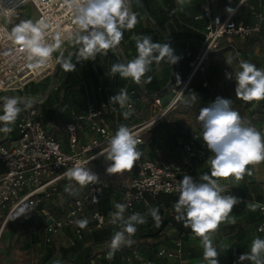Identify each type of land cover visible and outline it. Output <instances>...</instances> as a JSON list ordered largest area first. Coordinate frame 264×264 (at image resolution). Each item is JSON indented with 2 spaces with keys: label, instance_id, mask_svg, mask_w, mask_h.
Masks as SVG:
<instances>
[{
  "label": "built area",
  "instance_id": "obj_1",
  "mask_svg": "<svg viewBox=\"0 0 264 264\" xmlns=\"http://www.w3.org/2000/svg\"><path fill=\"white\" fill-rule=\"evenodd\" d=\"M201 2L204 14L202 19L206 22L204 40L196 49L195 56L190 50L185 51V57L190 63L186 79L170 86L167 100L139 96L135 89L126 87L135 109V119L140 118L138 111L141 107L150 111L148 119L129 127L140 141L137 147H144L145 133L158 127L177 108L194 78L206 73L210 56L223 48L224 41L242 43L264 33V7L258 8L250 0ZM222 2L234 9V12L219 14L217 8ZM27 6L32 8L30 11L34 14V21L45 19L49 24L45 35L48 42H53L57 31L65 34L61 50L53 53L49 64L40 69L29 67L19 46L10 38L11 29L7 20L18 24L21 20L29 19L24 16L23 11ZM243 6L249 11L250 22L237 18ZM130 8L133 11L132 3ZM76 27L74 11L65 0H0V97L23 91L28 85L40 84L52 77L60 65L57 60L61 52L65 56L69 44L73 43L67 34L74 32ZM206 86L207 83L204 84ZM97 94L98 101H88L86 110L74 113L69 122H46L40 107L28 106L19 119L18 138L10 139L7 134L1 138L0 166L3 171H0V209L9 212L3 228L12 214L26 207V212L34 213L28 229L31 237L40 236L44 244H50L63 231L71 230L75 238L81 239L86 228H79L74 221L88 215L91 222L95 223V228L99 229L111 219L109 214L103 215L97 210L105 192L121 194V203L130 205L126 211L132 212L138 205L142 209L151 208V200L159 195L179 197L177 187L184 175L199 180L198 166L208 160L210 150L199 138L202 133L192 132L188 138L179 140V159L160 160L140 151L142 155L133 166L134 177L129 188L123 193L113 189L93 167V163L107 153L108 140L118 129L112 120V114L117 116L118 112L126 109L110 103L109 96L112 93L109 86H99ZM255 128L264 134V124ZM61 129L66 134L67 146L56 135ZM75 166L88 168L99 177V182L82 187L75 181L68 180L63 173ZM232 178L219 182L226 188L225 194L238 197ZM66 188L69 191H65ZM74 192L77 194L73 195ZM94 197L97 202H93ZM50 204L58 206L60 216L53 214ZM256 206L264 217V201ZM255 233H264V219ZM173 243L171 248L160 247L156 260L146 258L139 250L134 249L122 257L120 264H161L164 260L174 264H189L184 256L183 242L179 239ZM107 254V250L99 252L97 260L111 264Z\"/></svg>",
  "mask_w": 264,
  "mask_h": 264
},
{
  "label": "clouds",
  "instance_id": "obj_2",
  "mask_svg": "<svg viewBox=\"0 0 264 264\" xmlns=\"http://www.w3.org/2000/svg\"><path fill=\"white\" fill-rule=\"evenodd\" d=\"M74 11V23L77 26L68 37L75 45H79L77 59L84 61L95 60L97 54H107L110 49L116 48L122 41L125 30H132L138 23L137 14L130 8L132 0H65ZM139 4L141 0H136ZM190 0H177L183 6ZM176 9L173 10L175 12ZM229 13L234 9L228 8ZM49 24L45 19L21 20L11 30L12 41L19 46L29 67L40 69L46 67L53 57V53L61 50L64 43V33L57 31L53 42L45 38ZM137 55L126 63H115L111 66V74H119L122 79H131L136 84L150 83L153 63L167 60L172 65L180 59L174 55L169 43L154 42L150 36H133ZM57 63L66 71L72 72L76 65L72 62V54L67 57L59 56ZM239 69L234 74L226 73L228 79L236 82L235 95L245 102L264 101V68H258L248 61H240ZM146 78V79H145ZM131 97L127 89H121L118 94L110 97V103L120 106L125 119L131 117L135 111L131 104ZM2 114H0V132L10 133L22 109L21 103L15 97H3ZM232 100L217 97L208 106L202 107L198 120L202 125V139L212 155L207 164L210 175L205 173L199 180L184 175L179 181L177 191L179 198L174 204L177 222H183L185 228L200 239L203 248V259L207 264H219V253L214 246L213 237L219 231L222 223L235 224L236 218L231 215L239 198L225 194L220 180L233 177L236 181L251 175L249 165L264 162V134L240 116L232 108ZM140 141L132 134L127 125L121 124L114 135L108 140L107 157L110 165L108 174L121 173L131 170L142 153L138 150ZM64 176L84 187L99 182V177L83 166L68 169ZM65 191H69L68 188ZM93 202H97L93 198ZM130 205L115 203V211L109 213L110 224L118 226L110 242L108 259H112L122 246H131V237L137 232V225L147 223L146 217H151L156 226L161 224V215L158 207H151L146 213H133L125 216ZM247 208L256 211L255 204H248ZM28 213V212H27ZM26 207L20 208L17 217L26 215ZM15 218V219H16ZM14 219V220H15ZM74 223L81 229L87 227V219H79ZM241 262L250 261L251 264H264V239L256 237L252 240L250 251L239 257ZM59 264V262H57Z\"/></svg>",
  "mask_w": 264,
  "mask_h": 264
},
{
  "label": "trees",
  "instance_id": "obj_3",
  "mask_svg": "<svg viewBox=\"0 0 264 264\" xmlns=\"http://www.w3.org/2000/svg\"><path fill=\"white\" fill-rule=\"evenodd\" d=\"M156 0H141V3H137L136 0H133L132 7L133 11H139L141 12L142 9H147L150 5H153ZM170 1V2H169ZM163 3L165 5L164 8H159L157 11L149 12L148 19L150 25L153 24L156 26V28H160L161 30L154 31L153 29H146L144 31V35L150 36L154 42H160L162 39L166 43H169V45L177 42H181L182 40H187L186 35L185 37H179L177 34L178 32H182L185 29H187V26H192L193 28H196L198 30H203V36L201 34H198L195 32L194 36L196 35L198 38L195 40V42L201 43L204 40V29L206 26V23H204L203 20H196L195 18L197 16L201 15V12L198 10L193 12H188L187 10H183L178 13H172V8L174 7L172 0H163ZM170 3V4H168ZM169 5V9H167V6ZM171 5V6H170ZM264 5V2H263ZM148 10V9H147ZM150 16V17H149ZM180 21V22H179ZM171 22L176 23L175 27H178V32L174 30V25L172 26ZM168 23V24H167ZM167 25V27H165ZM169 30L175 37L174 40H170V38L166 35L165 30ZM138 35V33H137ZM192 36V33H190V37ZM130 39V32L128 30H125L123 39L121 43L119 44L123 50L128 49V44L126 42ZM133 44V43H132ZM132 44L130 42V46L132 47ZM222 49L219 50L216 53L217 54L224 50H231L238 53L244 54V61L251 62L255 64L258 68L263 66L262 62H260L259 58L257 56H254V50L258 47L260 53H264V33L260 34V36L256 38H252L247 40V42L242 43H228L223 42L222 43ZM79 45H73L69 47L68 52L66 53L65 57H67L69 54H72V62L76 65V68L72 72H66L64 78L62 79V82L57 87L56 91L52 92L50 86L48 85L44 92L41 91H35V88L50 80V78H47L44 82L40 84H32L28 85L23 91L16 92L17 93H23L27 94L28 99L30 98V95H32L35 99H37V102L41 101L40 104L41 111L46 119L48 120H61L63 122H69L72 120V112H79L77 105L78 102H80L79 95L81 94L79 83L81 78H87L89 77L85 70L86 66L89 67V72H94V69L97 70L98 75H101L105 77V83H108L110 81L111 87L119 88L124 87L127 83H129V88L135 89L139 96H144L146 98H164L168 96L167 94L170 91V86L178 83L180 81H183L186 79L188 72H189V60H185L180 67L174 66V74L172 75L171 79H162L158 78L155 74V70L153 69V66H151V71L147 74L148 76L152 77V80L150 83H141L136 84L131 79H122L120 78L119 74H116L113 76L111 74V66L115 63H121L119 59L117 58L116 54L110 53L108 55H97L95 60H88L84 61L83 59H77L76 53L78 52ZM136 49V44H135ZM120 52V50H117ZM121 54V52H120ZM212 54V55H213ZM93 63H98L96 65V68H94ZM61 72V68L58 65L56 68V71L54 73L55 76L51 79L52 81H56L57 77L59 76V73ZM206 74V73H205ZM205 74H198L191 83L189 89L186 92V96H188L191 100V108L199 114V111L202 107L208 106L211 102L215 101L216 96L212 89V79L211 78H204ZM98 78V77H97ZM146 79V78H145ZM207 83V86L204 87V84ZM32 89H31V87ZM30 87V90H29ZM7 94H14V93H7ZM232 97V99L230 98ZM228 98L233 101L232 107L233 109H240L241 113L246 114L247 120L250 122V124L254 127L260 126L261 124H264V101L257 102H247L242 101L240 99L236 98L235 90L229 92ZM21 103L19 106L21 107L22 111L18 116V119L16 120L15 124L12 125L13 131L10 133H7L8 137L10 139H16L18 138V129L17 126L19 124V119L22 113L24 112L25 105H23V101L21 99H18ZM1 109V108H0ZM0 114H2V111L0 110ZM131 117H129L127 120L130 121ZM245 118V117H244ZM243 118V119H244ZM148 136L146 138V143L148 146L156 147L158 146V128H154L147 132ZM6 134V133H5ZM166 135V145L168 146L170 142L178 145L179 139H186L189 137L190 133L187 128L182 126L179 122L174 123L170 129H168L165 133ZM170 146V145H169ZM166 157V158H164ZM159 156L161 159H179L180 155L177 154L173 156V154H165V156ZM113 189H115L112 186ZM126 190V189H125ZM125 190H118L119 192H124ZM110 193V191H107ZM105 192V193H107ZM239 196L242 199V202L239 204L244 211L242 212V218L237 220L235 224H230L222 229H219V232H221V236L228 237L229 238V245L230 247L224 248L220 246V236H218V239L214 241V246L216 247L219 256V262L221 260L225 261L224 264H241L244 262H241L239 260V257L242 254H245L249 252L250 248L249 245L251 244L252 240L254 238H251L252 233H255L257 230V227L261 224L264 217L261 216L259 213V210L256 208V211H251L248 208H245L244 201L252 202V197L250 195V192L247 190H244L242 186L240 187V194ZM178 196H172V195H159L155 200H151V207H158L160 210L161 215V224L159 227L156 226L155 222L152 220V218L146 217L147 223L143 225H137V232L134 236L131 237V240L133 243L131 246H122L119 250H117L114 254V257L111 259V264H120L121 259L123 256L128 254L131 250L137 249L139 250L146 258L151 260H156V255L158 252V249L161 246H165L166 248H170L171 246V237L166 236L167 229L171 223H180L177 222L174 218L176 213L173 211L170 213V216H165L164 213H166L164 208H162L161 204H164V207L166 209H171V203L178 200ZM258 203H262V197L261 195H258V197L255 200ZM97 210L105 215L108 213L109 208L107 207V204L100 203L97 206ZM148 209H142V206L138 205L135 207V210L132 212L126 211V217L128 215H131L136 212H140L142 214L146 213ZM18 212V211H17ZM16 213V212H15ZM32 219H24L22 221H19L17 223L11 224L8 226V231L10 235H15L17 233L21 235H27L29 225L31 223ZM183 224V222H182ZM182 228L184 231H180L178 235L176 236V240H181L183 242V250H184V256L187 258L189 255L190 258L193 260L196 258L197 248L195 245L201 244L200 239L196 237L190 229L185 228L184 225H182ZM105 227V226H104ZM117 229L120 230L118 226H115ZM103 228V227H102ZM181 228V229H182ZM190 236H193V240L190 238ZM101 239L102 234L101 232H95L93 234V238ZM250 237V238H249ZM257 237H260L263 239V236L259 235ZM75 241L73 245H70L69 247H55L53 242L47 245H50L48 247L47 255L51 257L53 250L57 251V254L61 256L62 261L66 262L67 264H71L73 261H77L79 264H108V261L99 260L97 261V258H99V252L93 253L94 249L96 248L94 244H91L89 240V237L87 234H83V237L81 239L74 238ZM192 241H195V244H192ZM43 238L40 236H32L31 237V244L34 246H38L42 244ZM111 242V241H110ZM44 243V242H43ZM88 243L90 246H88ZM202 246V245H201ZM93 247V250H92ZM53 249V250H51ZM110 251V247L107 250ZM202 258H203V248H202ZM96 260V261H95ZM45 261V258L42 260Z\"/></svg>",
  "mask_w": 264,
  "mask_h": 264
},
{
  "label": "crops",
  "instance_id": "obj_4",
  "mask_svg": "<svg viewBox=\"0 0 264 264\" xmlns=\"http://www.w3.org/2000/svg\"><path fill=\"white\" fill-rule=\"evenodd\" d=\"M172 1H173V4H174V7L172 8V13H178V12H180V7L181 6L177 3V0H172ZM237 1L238 0H236V2ZM263 2H264V0H250V3L253 4L254 6L258 7V8L264 7ZM222 3H220V4H222ZM168 4H170V3H168ZM224 5L226 6L225 3H224ZM225 6H224V9L226 11V7L227 6L226 7ZM164 7H165V5L163 3V0H156L153 5H150L147 8L148 10L147 9H142L141 12H139L137 10L136 11H133V12H135L137 14L138 23H137V25L135 26L134 29L128 30V32H130V39L126 42V44H128L127 45L128 46V49L125 51V50H123L124 47L122 48L120 45H118L116 48L108 50L106 55H108L110 53L116 54L117 58L119 59V61L121 63H126L127 61L135 58V56L137 55V51L135 49V40L133 39V36H136L137 33H138V35H144L143 33H144V31L146 29H153L154 31H157V32L159 30H161L158 27L156 28V26L153 25V24L150 25L149 19H148V15H149V12L157 11L159 8H164ZM167 9H169V5L167 6ZM174 9H176L175 12H173ZM183 10H187L188 12H193V11H197V10H198V12L200 11L201 12V15L200 16H197L195 19L196 20H203L204 23H206L205 20L202 19V15H204V14H203V8H202V2H201V0H190V2H186L184 4V6H183ZM220 11H223V9L217 8V12L219 14H223V12L220 13ZM237 15H238L237 18H239V19L245 20L246 22H250L251 21L250 20L249 11H248L247 7H245V6H243L242 8H240V10H239V12H238ZM171 24H172V26L174 25L173 26L174 27V30L178 32V29H177L178 27H175V24L176 23L171 22ZM165 27H167V25ZM165 31H166V35L170 38L171 41L175 39L174 35L169 30L166 29ZM195 32L198 33V34H201L203 36V30H198V29L193 28L192 26H189L188 25L187 26V29H185L182 32H178V34H177L179 37L180 36L181 37H185V35H186V37H187L186 39L187 40H182L181 42L173 43V44L170 45V47H172V49L174 50V55L180 58L177 63H175V64L172 65L167 60L160 61L159 63H155V62L153 63L152 66H153V69L155 70V74H156V76H158V78H160V80L166 79V78L171 79L172 75L174 74V66L180 67V65L185 60H187L186 57H185V51L186 50H190L193 53V56L196 55V49L198 48V44L199 43L195 42V40L198 38L196 35L194 36ZM190 33H192V36L191 37H190ZM130 42H131V44L133 43L132 44V47H129L130 46ZM163 42H165L164 39H162L160 41V43H163ZM73 45H75V44L74 43L69 44L66 53L68 52L69 47L70 46H73ZM117 50H120L121 51V54H119V52ZM66 53H65V55H66ZM236 53L237 54H240L238 52H236ZM97 55H105V54H97ZM97 64L98 63H93L94 68H96V65ZM85 70H86L87 73H89L88 74L89 77H87V78H81V80H80L79 88H80L81 94L79 95V97L81 99H79L80 102H78V105H77V108H78V111L79 112H72V114H71L72 116H73L74 113H77V114L78 113H83L86 110V104H87L88 101H93V102H97L98 101L97 88L99 86H101V85H107V86H109L111 88V93L112 94H110L109 99L113 95L118 94L119 91L122 88L123 89H126V87H130L129 86V83H127L124 87H119V88L112 89L113 87H111V85H110L111 79H110V81L108 83H105L106 82L105 81V77H103L101 75H98L96 69H94V72H89V67L86 66ZM206 73H207V71H206ZM180 82H182V81H180ZM169 96L170 95H168V96H166V97H164L162 99L163 100H167ZM256 104H257V102H256ZM27 108H28V106H27ZM41 108L42 107H40V110H41ZM138 112L141 114V116H143L144 113L146 112V114H148V116L150 117V111L144 109L143 107H141ZM122 113L123 112H118L117 116H114L112 114V120L117 124V128L121 124H124V125H127L128 127H131L134 123L140 122V121L144 120L141 116H140V118H137V119H135V117L133 116L131 118V120L128 121L127 119H125L123 117ZM42 115H43V113H42ZM245 115H243V116H245ZM244 120L246 122L250 123L247 120V117L244 118ZM48 121H53V120L46 119V122H48ZM119 121H120V123H119ZM156 128H160V127H156ZM56 135L67 146V142L68 141H67V137H66V134H65L64 130L61 129L59 132H56ZM4 137H5V133L0 132V138H4ZM157 139H159L158 138V135H157ZM158 141H160V140H158ZM179 143L180 142L178 141V144ZM138 150L139 151H143V152L146 153V151H147V143H146V145L144 147H138ZM106 154L107 153H104L98 159H96L94 161L93 167L95 169H96L95 164L98 161H102L103 162V157ZM177 154H179V151H178ZM211 155H212V153L210 152L209 157ZM206 162L207 161H205V163H202V164H200L198 166L197 172L199 173L200 176L203 175V174H205V173H208V174L210 173V168H209V166H208V164ZM107 165L109 166V164H107ZM248 168L252 172L251 175L245 174L244 178L242 180H240V181H236L234 178H232L233 179V184H234L236 196H238L237 198H239L241 202H242V199L239 196V194H240V187L241 186H242V188H244V190H247L248 192H250V195L251 196H253L252 197V200H253L252 202L244 201L245 208H247V205H248L247 202H249V204H255V205L258 204V201L257 202L255 201L256 198L258 197V195H261L262 200L264 201V162H261V163L256 164V165H249ZM0 171H3V168L1 166H0ZM97 171L102 175V177L104 179H105V177H107V179H111L112 180L113 183H109V184H111V186H113L116 191H118V190L122 191V190H125V189L127 190L129 188V186H130V182H131L132 178L134 177V168L131 169V175L128 177V179H127V176H126L127 174H125V171H127V170L121 172L124 175L120 179L121 180V186H118L117 187V181H115V178L118 177V175L113 176V174H111V176H109V175H106L105 173H103L104 174L103 175L99 170H97ZM76 194H77L76 192L73 193V195H76ZM104 202L107 204V207L109 208L108 213L105 214V215H108L109 213L115 211V208H114V204L115 203H121V194H115L114 195L112 193H108L107 192L101 198V203H104ZM174 204H175L174 202L171 203V209H166L164 207V204L163 203L161 204L162 208H164V210H166L165 211L166 213H164L165 216H170L169 215L170 213H172L173 211L175 212ZM239 204H237V205L234 206L233 212L231 214V215L235 216L236 221L242 218V212L244 211V209H242ZM50 207H51L52 212H53L54 215L60 216L61 212H60L58 206H55L53 204H50ZM90 209H92V207ZM125 216H126V212H125ZM81 219H87L89 221L88 225L91 224L89 228L88 227H85L86 228L85 234L86 233H89V236L88 237H89V240H91L90 243L91 244H94V246L96 247L97 252H101V251H104V250H108L109 247H110L109 245H110V241L112 239V236L114 235V233L116 231H118V229L115 227V225L110 224V222H109L110 220H108L107 223H106L107 225L105 227L97 229V228H95V223L91 222V220H90V218H89L88 215L84 216ZM181 224H182V222H180V223H171L169 225L168 229H167L166 236L171 237V243H172L171 246H170V248L173 246V244H174L173 242H175V240H176L175 238L178 235V233H180V230L181 231H184L183 228H182V226H181ZM227 225H230V224L229 223H222L220 227L223 228V227H225ZM173 226H178L180 230L175 231V232H169L170 228L173 227ZM97 231L98 232H101V234H102V238L101 239H96L95 237L93 238V234L95 232H97ZM259 235L263 236V239H264V233H262V234L252 233L251 238H256ZM214 236H216V238L215 239L213 238V243H214L215 240L218 239V236L217 235H214ZM191 237L192 236H190V238ZM222 240L223 241L225 240V241L228 242L229 241V238L228 237L221 236L220 237V246H221ZM192 244H195V241L192 242ZM250 245H249V248H250ZM161 247H165V246H161ZM221 261H223V260H221ZM188 262H189V264L195 263L194 260L188 261ZM206 262L207 261H205V263ZM223 262H225V261H223ZM205 263H203V264H205ZM161 264H174V262L164 260V261L161 262Z\"/></svg>",
  "mask_w": 264,
  "mask_h": 264
},
{
  "label": "rangeland",
  "instance_id": "obj_5",
  "mask_svg": "<svg viewBox=\"0 0 264 264\" xmlns=\"http://www.w3.org/2000/svg\"><path fill=\"white\" fill-rule=\"evenodd\" d=\"M132 3H133V0H132ZM224 6L225 5L223 2L218 7L219 9H223V11H220V13L223 12V15L227 12V9H228V7L225 6L226 7V11H225ZM30 9L32 8H30V6H27L26 9L23 10L25 11L24 16L34 21V14L30 11ZM7 23L9 24V28L11 30L13 27L17 25V24L10 23V20H7ZM253 54L254 56H257L259 58L260 62H262L263 66H261L260 68H264V53L263 52L260 53L259 48H256ZM242 60L244 61L243 53L237 54L235 51H231L230 49L221 51L217 54H213L210 56L209 62H208L209 66L207 69V73L204 75V78L209 77L212 79V83H213L212 89L215 93L216 98L222 97L226 99H230V98L232 99L231 96L230 98H228V95H229V92L235 90L236 82L234 79H231V80L228 79L226 77V73L233 72L234 74L236 71L240 70L239 63ZM60 68H61V72L59 73V76L57 77L55 83L52 84V80H51L53 76H55L53 74L52 77H50V80L38 85L35 88V91L38 90V91L44 92L45 88L48 85L50 86L52 92L56 91L57 87L60 85V83L62 82V79L64 78L63 76H65V73H66V71L61 66ZM30 87H29V90H30ZM3 97H15L17 99L24 100L23 105H25V109L27 108V106L40 107V104L42 103L41 101L37 102V99H35L32 95H30V98L25 100V98L27 97V94H23V93L15 94L14 92V94H4L0 97V101H2ZM232 104H233V101H232ZM0 108H1L0 110L2 111V103H0ZM234 110L238 111L242 118L244 117L246 118V115L243 116L244 114L241 113L240 109H234ZM141 117L143 119H148L149 116L145 112L144 115ZM176 122H179L180 124H182V126L187 128L189 130V133H192V132L202 133V125L198 120V113H196L191 108V100L188 96L183 97L179 105L177 106V108L168 115L166 120L163 123H161L160 126H158L160 127L158 128V134H157L159 138L158 140H160L158 141L159 145L156 147H151L147 145L146 155L156 157V158H159V156L164 157L165 154H168V155L173 154V156L177 155L179 148H180L179 144L176 145L170 142L169 144L170 146L169 145L167 146L166 145L167 140L165 136L166 131L170 129V127ZM147 134L148 133H145L144 135L145 141L148 136ZM1 140L2 139L0 138V141ZM106 157H107V154L104 155L103 157L104 163L102 161H98L95 164V167L102 174L105 173L106 175L111 176V174H108L106 171V168L108 167L107 164L110 165L111 163L110 161L106 159ZM125 174H127L126 176L128 179V177L131 175V170L125 171ZM116 175H118V177L115 178V181H117V187H118V186H121L120 179L121 177H123L124 174L123 173L113 174V176H116ZM105 179L109 183H113L111 179H107V177H105ZM18 213L19 211L12 214L10 218L8 219V222L6 223L5 227L3 228L4 223L6 222V219L9 215V212H7V210L0 209V233H1V236H0V264H57V262H59V264H67L66 262L62 261L61 256H59L57 254V251H54L53 249H51L53 250L51 257L47 255L48 250H50L48 249L50 245L44 244L43 242L42 244L38 246L32 245L31 236L29 235V233L27 235H21L19 233L15 235H10L8 231L9 225L17 223L27 218L32 219L33 214H34L33 212H28V213L26 212L27 213L26 215H22L16 218ZM90 225L91 224L87 225V227L89 228ZM219 229H222V228L220 227ZM178 230H180L178 226H173L170 228L169 232H175ZM86 234L87 236H89V233H86ZM216 234H218L221 237V232L218 231ZM74 238L75 237H74L73 231L65 230L60 234V236H56L55 238L56 240H54L53 244L55 247H69L70 245H73L75 241ZM191 239L193 240V236L191 237ZM88 246H90L89 243H88ZM195 246L198 250L195 255L196 258L193 259L195 263H191V264L205 263V260L202 258L201 244H198ZM221 246L224 248H227V247H230L231 245H229V241L227 242L225 240L224 241L222 240ZM92 250H93V247H92ZM93 251H94L93 253L96 254L97 252L96 248ZM44 258H45V261H42ZM185 259L188 261H192L189 255ZM97 261H99V259ZM243 262L244 263H241V264H251L250 261H243ZM71 264H79V263L77 261H73ZM219 264H224V262L221 261L219 262Z\"/></svg>",
  "mask_w": 264,
  "mask_h": 264
},
{
  "label": "water",
  "instance_id": "obj_6",
  "mask_svg": "<svg viewBox=\"0 0 264 264\" xmlns=\"http://www.w3.org/2000/svg\"><path fill=\"white\" fill-rule=\"evenodd\" d=\"M121 52V51H120ZM120 52H119V54H120ZM54 83V81H52V84Z\"/></svg>",
  "mask_w": 264,
  "mask_h": 264
}]
</instances>
